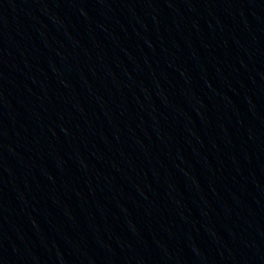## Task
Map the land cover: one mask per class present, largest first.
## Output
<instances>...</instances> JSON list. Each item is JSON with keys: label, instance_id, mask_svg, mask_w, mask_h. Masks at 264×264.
<instances>
[{"label": "water", "instance_id": "water-1", "mask_svg": "<svg viewBox=\"0 0 264 264\" xmlns=\"http://www.w3.org/2000/svg\"><path fill=\"white\" fill-rule=\"evenodd\" d=\"M0 264H264V0H13Z\"/></svg>", "mask_w": 264, "mask_h": 264}]
</instances>
